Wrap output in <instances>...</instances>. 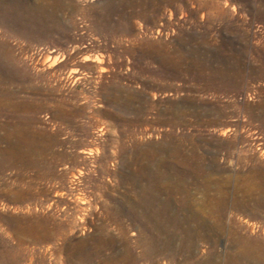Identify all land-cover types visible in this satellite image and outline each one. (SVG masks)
Segmentation results:
<instances>
[{
    "label": "rangeland",
    "instance_id": "obj_1",
    "mask_svg": "<svg viewBox=\"0 0 264 264\" xmlns=\"http://www.w3.org/2000/svg\"><path fill=\"white\" fill-rule=\"evenodd\" d=\"M248 249L264 252V0H0V264Z\"/></svg>",
    "mask_w": 264,
    "mask_h": 264
},
{
    "label": "bare ground",
    "instance_id": "obj_2",
    "mask_svg": "<svg viewBox=\"0 0 264 264\" xmlns=\"http://www.w3.org/2000/svg\"><path fill=\"white\" fill-rule=\"evenodd\" d=\"M214 196V195H213ZM240 259H255L260 262H264V252L262 253L258 252L256 253L255 251H252L250 249L241 251L238 256L234 257L233 260L236 264L240 262Z\"/></svg>",
    "mask_w": 264,
    "mask_h": 264
}]
</instances>
